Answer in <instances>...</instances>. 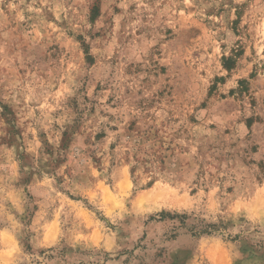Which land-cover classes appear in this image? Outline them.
<instances>
[{"label": "rangeland", "instance_id": "374dc122", "mask_svg": "<svg viewBox=\"0 0 264 264\" xmlns=\"http://www.w3.org/2000/svg\"><path fill=\"white\" fill-rule=\"evenodd\" d=\"M0 264H264V0H0Z\"/></svg>", "mask_w": 264, "mask_h": 264}, {"label": "trees", "instance_id": "16d2710c", "mask_svg": "<svg viewBox=\"0 0 264 264\" xmlns=\"http://www.w3.org/2000/svg\"><path fill=\"white\" fill-rule=\"evenodd\" d=\"M94 15H95V12L92 13L91 17L93 18ZM229 61H230V58H228V59L226 60V65H227V62H229Z\"/></svg>", "mask_w": 264, "mask_h": 264}]
</instances>
